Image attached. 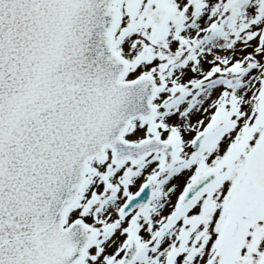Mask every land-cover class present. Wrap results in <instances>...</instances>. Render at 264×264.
I'll list each match as a JSON object with an SVG mask.
<instances>
[{
	"label": "snow or ice",
	"instance_id": "1",
	"mask_svg": "<svg viewBox=\"0 0 264 264\" xmlns=\"http://www.w3.org/2000/svg\"><path fill=\"white\" fill-rule=\"evenodd\" d=\"M0 264H264V0H0Z\"/></svg>",
	"mask_w": 264,
	"mask_h": 264
}]
</instances>
